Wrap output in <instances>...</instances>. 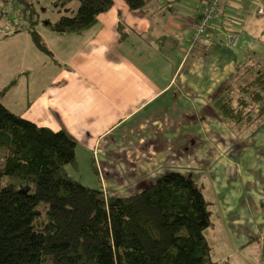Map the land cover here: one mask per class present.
Here are the masks:
<instances>
[{
    "label": "crops",
    "instance_id": "obj_1",
    "mask_svg": "<svg viewBox=\"0 0 264 264\" xmlns=\"http://www.w3.org/2000/svg\"><path fill=\"white\" fill-rule=\"evenodd\" d=\"M205 3L151 0L138 10L113 0L80 33L59 34L39 22L36 31L50 53L36 47L27 29H8L0 33V45L14 46H0V63L8 64L12 50L14 83L2 102L37 125L68 133L76 142L75 164L93 161L105 178V193L129 194L121 192L119 175L135 193L161 175L157 166L171 150L190 160L200 143L192 128L214 129L213 117L229 121L214 105L223 87L234 84L237 95V84L264 66L258 39L264 0H223L213 27L193 46L190 38ZM229 31L238 35L236 46L227 41ZM133 172L142 176L135 188Z\"/></svg>",
    "mask_w": 264,
    "mask_h": 264
},
{
    "label": "trees",
    "instance_id": "obj_2",
    "mask_svg": "<svg viewBox=\"0 0 264 264\" xmlns=\"http://www.w3.org/2000/svg\"><path fill=\"white\" fill-rule=\"evenodd\" d=\"M17 1L28 12L32 41L50 53L36 31V0ZM124 1L142 10L151 0ZM50 5L60 13L45 22L52 31L80 33L113 0H51ZM255 70L237 84V95L234 84L219 93L214 105L224 119H264V66ZM13 83L0 89V264H214L205 235L207 202L190 175L171 170L125 196L84 185L67 171L76 163L75 140L3 104ZM40 202L48 204L43 214Z\"/></svg>",
    "mask_w": 264,
    "mask_h": 264
},
{
    "label": "rangeland",
    "instance_id": "obj_3",
    "mask_svg": "<svg viewBox=\"0 0 264 264\" xmlns=\"http://www.w3.org/2000/svg\"><path fill=\"white\" fill-rule=\"evenodd\" d=\"M50 1L34 2L40 14L39 22L49 21L50 17L57 14ZM74 5L77 6V3ZM197 8L195 5L194 9ZM0 11V33L8 29L26 30L29 20L23 3L17 0H0ZM187 11L189 10H183ZM258 39L262 41L260 50L262 48L264 52V32L259 33ZM0 46L13 48L14 44L6 41ZM10 55L8 64L0 63V85L7 81L4 71L10 70L7 84L14 80L12 50ZM261 56L264 58V53ZM214 114L218 116L216 112ZM207 119L210 123L211 119ZM213 120L218 124L216 129L202 131L197 127L198 130L195 131L192 128V134L196 135L200 143L190 160L187 156L183 157V152L171 150L164 163L157 166V175L179 170L190 175L200 188L210 217L205 234L210 243L214 264H264V119L252 122L245 120L246 123L217 122L215 117ZM200 123L202 122L198 120L199 127ZM216 139L224 141L216 143ZM2 154L3 149L0 148V160ZM137 165L139 166V162ZM97 166L100 170L99 165ZM67 171L89 187H101V177L105 181L103 174L97 173L93 161L69 164ZM139 177L142 176L138 172L131 173V179H134L130 183L132 188L138 187ZM119 178H122L120 183L125 185L121 192L131 194L127 177L119 175ZM106 183L109 185L112 182ZM47 206V203L40 202L37 209L43 214Z\"/></svg>",
    "mask_w": 264,
    "mask_h": 264
},
{
    "label": "built area",
    "instance_id": "obj_4",
    "mask_svg": "<svg viewBox=\"0 0 264 264\" xmlns=\"http://www.w3.org/2000/svg\"><path fill=\"white\" fill-rule=\"evenodd\" d=\"M223 0H206L203 12L195 26L190 41L193 46H199L202 38L213 27L216 16L221 11ZM227 41L231 46H236L238 35L235 32H227Z\"/></svg>",
    "mask_w": 264,
    "mask_h": 264
}]
</instances>
